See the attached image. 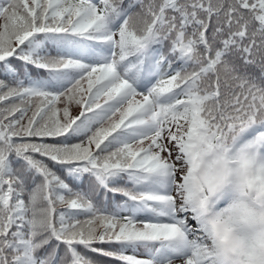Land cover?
Here are the masks:
<instances>
[{
  "label": "snow or ice",
  "instance_id": "snow-or-ice-1",
  "mask_svg": "<svg viewBox=\"0 0 264 264\" xmlns=\"http://www.w3.org/2000/svg\"><path fill=\"white\" fill-rule=\"evenodd\" d=\"M0 264H264V0H0Z\"/></svg>",
  "mask_w": 264,
  "mask_h": 264
}]
</instances>
